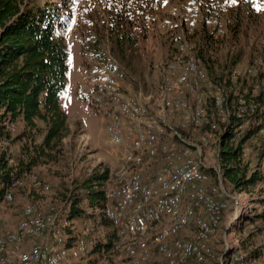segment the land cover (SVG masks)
<instances>
[{"label":"built area","instance_id":"obj_1","mask_svg":"<svg viewBox=\"0 0 264 264\" xmlns=\"http://www.w3.org/2000/svg\"><path fill=\"white\" fill-rule=\"evenodd\" d=\"M185 11L174 32L177 47L152 65L161 73L155 95L125 88L109 68L94 89V106L106 121L109 142L122 148L124 164L105 190L104 203L90 213L102 214L116 229L112 251L123 264H215L211 239L229 201L252 205L250 194L239 193L240 202L226 188L221 166L206 163L211 139L217 138L218 157L221 135L228 131L243 160L251 158L252 147L257 162L251 171H259L264 180V58L254 56L223 77L212 76L203 58L206 35L219 39L228 34L227 8L216 1L189 0ZM8 127L15 132L19 122ZM203 128L208 132L197 143L185 139V132ZM6 144L0 136V152L10 155ZM149 158L162 161L153 173L144 169ZM22 190L47 194L52 187L32 170L1 192L0 264H89L87 256L96 244L91 222L74 231L55 202H22L17 196ZM18 204L19 221L7 224L9 206ZM225 245L226 253L233 250L227 241ZM234 251L230 262L221 257L220 264H264V250L257 257Z\"/></svg>","mask_w":264,"mask_h":264},{"label":"trees","instance_id":"obj_2","mask_svg":"<svg viewBox=\"0 0 264 264\" xmlns=\"http://www.w3.org/2000/svg\"><path fill=\"white\" fill-rule=\"evenodd\" d=\"M236 1L232 22L227 24L228 34L219 39L206 35L207 52L203 58L212 76L219 71L223 77L247 53L249 56L259 53L264 58V0ZM155 3L156 0H105V15L100 14V23H95L99 27L95 25L92 49L95 58L107 64L111 58L102 52L101 43L108 40L109 53L117 61L112 62L110 71L120 70L124 75L145 81L147 65L142 42L148 38L146 19L154 12ZM74 5L72 0H0V136L7 148L13 150V145L17 148L10 155L0 152V196L24 171H36L45 180L37 169L65 158L64 140L72 131L62 106L70 70L69 46L64 35L73 18ZM96 17L93 14V19ZM13 121L19 122L15 132L8 127ZM231 137L230 131L224 133L219 145L224 184L234 192L259 194L262 191L259 187H264L263 175L251 171L242 158L240 146ZM10 157L13 163L9 162ZM210 173L216 177L213 170ZM109 180V168L98 167L83 179H75V187L60 194L62 204L56 203L72 225L78 219L85 222L88 219L94 230L105 236L104 240L95 238L94 252L112 251L116 238V229L108 219L90 213L104 203V185ZM261 202L262 209L255 217L264 222V200ZM244 251L257 257L263 249ZM228 253L221 254L225 263ZM219 258L216 256L215 264H220Z\"/></svg>","mask_w":264,"mask_h":264},{"label":"rangeland","instance_id":"obj_3","mask_svg":"<svg viewBox=\"0 0 264 264\" xmlns=\"http://www.w3.org/2000/svg\"><path fill=\"white\" fill-rule=\"evenodd\" d=\"M42 2L59 0H40ZM75 5L72 7L73 18L70 21L69 27L65 33V40L69 46L70 52V70L68 74V89L62 96L63 109L69 114L70 120H68L69 127L72 134L65 140V158L61 162L51 164L49 166L40 167L37 171L40 175L50 183L52 191L44 194L34 190L20 191L17 193L18 199L22 202H34L40 206H45L50 202L61 203V193L67 192V189L75 187V179H83L87 174L91 173L94 169L100 167H107L110 170V180L104 185V189L108 190L114 185V182L119 178L121 174V168L124 164L123 156L124 152L118 147H115L109 142L106 132V121L101 119L96 107L94 106V89L98 84V80L104 71H109L108 68L112 65L113 60L107 64L100 63L99 60L93 55L92 42L95 40V23H100L96 9L102 7V0H72ZM91 1L92 8L94 9V15L97 17L93 19V25H87L86 15H84V7ZM223 4L227 8V13L224 18L228 24L232 22V9L237 5L236 0H211ZM189 3V0H156L155 6L159 9L161 6L169 13H176L180 16L184 15V8ZM100 25V24H99ZM90 26V28L88 27ZM99 26L96 25V28ZM94 28V29H93ZM165 44L157 41L153 45L151 50L152 57L146 58V75L145 81L137 80L129 75H124L120 70L114 71L119 77L125 88L132 89L134 91H142L143 96L155 95V90L161 79V73L152 65L166 58L167 56H161L162 47L167 50L170 46L171 52L177 47V41L174 40V33L167 35ZM107 39L102 40L101 50L105 55L111 57L109 48L107 45ZM168 43V44H166ZM142 51L145 54L144 45H142ZM148 50H146L147 52ZM150 55V54H149ZM247 53L243 58L240 66L249 64L250 58L254 56H261L256 53L253 56H249ZM114 59V58H111ZM116 64V63H114ZM75 71V72H74ZM127 73V72H126ZM217 75H222L217 71ZM80 78L84 79V82ZM149 96V97H150ZM169 118L172 117L168 113ZM174 119H177L178 115H174ZM175 122V120H171ZM192 132V131H191ZM208 128H203L195 133L186 134L185 139L192 143H197L199 138L207 134ZM181 133V132H180ZM187 133V132H186ZM184 135V133H182ZM214 135V133H212ZM216 140V141H215ZM211 139L209 145L206 148L205 156L206 163L212 166H220V159L218 157L217 138ZM251 158L246 160L251 170L255 168L257 154H252L253 149L250 147ZM12 151H16V145L12 147ZM149 161V165H146L147 173H153L157 168L162 165L161 159H146ZM214 180V177H213ZM226 188L235 193V196L240 199L239 193L234 192L232 187ZM262 191L254 196L249 195L248 204L252 205L251 208H247L242 204H237L234 200L229 201V209L225 211L222 218L220 228L216 235L211 239V245L215 256L221 258L222 253H226L225 241L233 248L227 255V263L230 262L234 250H253L260 248L264 250V222L255 217L258 211L262 209L264 200V187L260 186ZM258 188V189H259ZM243 193V192H242ZM241 202V199H240ZM21 204L11 205L7 210V221L10 224L16 223L18 217L20 218ZM223 216V215H222ZM77 223L73 225L74 231L76 229L83 228L85 221L78 219ZM87 222H91V220ZM192 228V227H191ZM72 229V230H73ZM191 230V229H190ZM68 231H71L68 230ZM189 232V231H188ZM95 237L100 240L106 239L102 235L101 231L95 230ZM219 258V261H220ZM87 262L89 264H123L122 260L118 258V254L113 251L106 250L105 252H94L93 250L87 256Z\"/></svg>","mask_w":264,"mask_h":264},{"label":"crops","instance_id":"obj_4","mask_svg":"<svg viewBox=\"0 0 264 264\" xmlns=\"http://www.w3.org/2000/svg\"><path fill=\"white\" fill-rule=\"evenodd\" d=\"M92 1V0H91ZM91 1H89L86 6L84 7V15H86V19H87V25H93V14H94V9L91 6ZM103 1V7H104V3L105 0ZM94 5V3H92ZM185 10V6H182ZM97 11V15L99 16L100 14L102 16L105 15L104 11L102 10V7H100V9H96ZM186 14V11L184 12L183 16H180L179 14H176L174 12L172 13H168L166 9H164L163 6H161V8L159 9L158 7L155 6V10L154 12L150 13V15L147 17L148 19H146V22L148 21L149 24V34H148V38L142 42V45H144L145 48V55H147V57H152L151 50L153 49V45L155 42L160 41L162 42V44H165V40H167L169 34H173L178 26V19L181 17H184ZM153 24V25H152ZM90 28V26H88ZM154 27V28H153ZM168 44V43H166ZM173 46V45H172ZM170 46V47H172ZM168 48L167 50H164L162 47V51L160 53L161 56H168L171 52V48ZM146 50H148L146 52ZM150 54V55H149ZM146 57V58H147ZM75 72V71H74ZM82 82H84L83 78H80ZM67 113V112H66ZM68 115V120H70V116ZM122 150V148H119ZM7 212L5 214V220L7 224ZM19 217L18 220L16 221V223L19 221ZM14 223V224H16ZM77 222L74 221V224H76ZM13 225V224H10Z\"/></svg>","mask_w":264,"mask_h":264}]
</instances>
